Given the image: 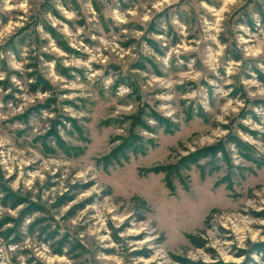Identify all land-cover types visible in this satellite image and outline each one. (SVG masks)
<instances>
[{
  "label": "rangeland",
  "instance_id": "rangeland-1",
  "mask_svg": "<svg viewBox=\"0 0 264 264\" xmlns=\"http://www.w3.org/2000/svg\"><path fill=\"white\" fill-rule=\"evenodd\" d=\"M151 112L178 129L108 163ZM262 242L264 0H0V264H263Z\"/></svg>",
  "mask_w": 264,
  "mask_h": 264
},
{
  "label": "trees",
  "instance_id": "trees-1",
  "mask_svg": "<svg viewBox=\"0 0 264 264\" xmlns=\"http://www.w3.org/2000/svg\"><path fill=\"white\" fill-rule=\"evenodd\" d=\"M42 89L43 91H47L45 85L42 86ZM150 117L155 122L156 124L155 127L149 126L145 122V120H141L139 117H137L136 119L131 121L127 136H118L114 138L115 139L114 141H118V145L111 151V153L106 158V161H108V163H111L112 161L116 163L127 161L129 159V154L135 155V154H140V153L143 154L145 152L146 147H145L144 139L142 136L134 132L135 128H140L142 130H145L151 133L154 132L155 128H162L164 133H172L178 129L177 124H174L169 119H165L154 112H151ZM236 142L237 141H235V143ZM148 143L150 144L151 142H148ZM236 147L238 148L239 152H241L243 157L247 159L250 158L246 154V152H242L243 150L244 151L247 150L248 147L246 146V144L237 142ZM60 148L63 150L61 146ZM223 152L224 151L222 149H219L216 147L214 148L213 146L203 147V148L197 149L189 153L188 155L184 157L179 158V160L176 163L169 165L167 167H163L159 169V171L164 172L165 178H167L170 174L178 173L180 169H187L191 165H199L198 162L200 160L209 159L208 162H206V165L207 164L213 165L215 160L218 159L216 157L218 153L220 155L222 154L224 157L226 156ZM253 251L256 254L260 255L261 261L264 264V242L255 244ZM54 253L60 254L61 251L60 249H57V250H54ZM139 253H142V252H139ZM144 255H147V254L145 253ZM179 261H181L182 264H205L202 262H189L186 260H179ZM252 263L258 264L256 262H252ZM242 264H245V263H242Z\"/></svg>",
  "mask_w": 264,
  "mask_h": 264
}]
</instances>
